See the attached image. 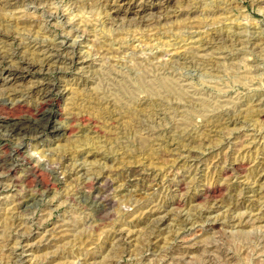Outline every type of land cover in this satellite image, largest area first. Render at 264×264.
<instances>
[{"label": "rangeland", "instance_id": "obj_1", "mask_svg": "<svg viewBox=\"0 0 264 264\" xmlns=\"http://www.w3.org/2000/svg\"><path fill=\"white\" fill-rule=\"evenodd\" d=\"M0 115V264H264V0H0Z\"/></svg>", "mask_w": 264, "mask_h": 264}, {"label": "bare ground", "instance_id": "obj_2", "mask_svg": "<svg viewBox=\"0 0 264 264\" xmlns=\"http://www.w3.org/2000/svg\"><path fill=\"white\" fill-rule=\"evenodd\" d=\"M155 15V14H154ZM150 20V19H149ZM149 20H147V21H149ZM72 45H74L75 44V41H73V43H71ZM28 66V65H27ZM9 75V74H8ZM8 81V78L6 77L5 79H4V82H7ZM31 120V119H30ZM57 120V119H56ZM55 120V122H53L51 119H49V118H46L45 119V121H44V124L42 125V127L41 128H49L51 131H52V133L53 134H55V135H57V134H61V133H65L66 132V130L68 129L67 127H62V126H60V125H58V123H57V121ZM32 121V120H31ZM34 121H36V120H34ZM38 122V121H37ZM39 122H40V120H39ZM5 123H9V121L7 120V118H5L4 116H2V115H0V125H2V124H5ZM43 123V122H42ZM11 124H13V125H15V127L18 125H22V124H24L23 122H22V120H21V122L19 121V122H14V123H11ZM38 124V123H37ZM10 125V124H9ZM8 125V126H9ZM30 125H31V123H30ZM41 125V124H40ZM11 126V125H10ZM23 126V125H22ZM22 126H20V127H22ZM28 126V125H27ZM32 126V125H31ZM35 126V128L37 127L36 125H34ZM1 127V126H0ZM3 127V126H2ZM5 127H7V126H5ZM24 127V126H23ZM22 127V128H23ZM25 127H26V125H25ZM40 127V126H39ZM8 128V127H7ZM11 128V127H10ZM21 128V129H22ZM34 128V129H35ZM13 129V128H12ZM36 129H40V128H36ZM5 130V129H4ZM13 131V130H12ZM17 131V130H16ZM15 132V131H14ZM20 132V131H19ZM17 133V132H16ZM18 146V145H17ZM20 146H21V144H20ZM19 146V148H17V151L19 152V150H21L22 148H25V146L23 147H20ZM23 150V149H22ZM99 184V183H98ZM101 185V184H100ZM217 205V204H216ZM212 208V207H211ZM210 208V209H211ZM210 209H208L209 211H210ZM207 210V209H206ZM208 211V212H209Z\"/></svg>", "mask_w": 264, "mask_h": 264}]
</instances>
